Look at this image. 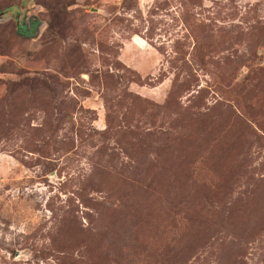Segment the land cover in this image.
Here are the masks:
<instances>
[{"label": "rangeland", "instance_id": "rangeland-1", "mask_svg": "<svg viewBox=\"0 0 264 264\" xmlns=\"http://www.w3.org/2000/svg\"><path fill=\"white\" fill-rule=\"evenodd\" d=\"M0 264H264V0H0Z\"/></svg>", "mask_w": 264, "mask_h": 264}, {"label": "trees", "instance_id": "trees-1", "mask_svg": "<svg viewBox=\"0 0 264 264\" xmlns=\"http://www.w3.org/2000/svg\"><path fill=\"white\" fill-rule=\"evenodd\" d=\"M29 31L28 30L26 31V28L24 29L23 26L19 27V33L22 34V35H29L30 34Z\"/></svg>", "mask_w": 264, "mask_h": 264}, {"label": "flooded vegetation", "instance_id": "flooded-vegetation-1", "mask_svg": "<svg viewBox=\"0 0 264 264\" xmlns=\"http://www.w3.org/2000/svg\"><path fill=\"white\" fill-rule=\"evenodd\" d=\"M32 23H33V22H29V23H28V21H27V24H25V26H26V27H27V26L29 27L30 24H32Z\"/></svg>", "mask_w": 264, "mask_h": 264}]
</instances>
